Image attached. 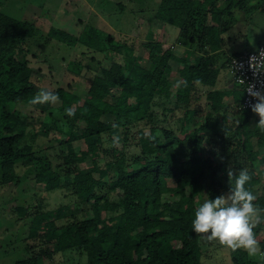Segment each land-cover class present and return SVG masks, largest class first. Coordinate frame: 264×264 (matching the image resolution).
Here are the masks:
<instances>
[{"label": "trees", "instance_id": "16d2710c", "mask_svg": "<svg viewBox=\"0 0 264 264\" xmlns=\"http://www.w3.org/2000/svg\"><path fill=\"white\" fill-rule=\"evenodd\" d=\"M253 1L202 0L199 6L196 0H159L152 21L158 29L177 24L171 46L150 30L136 47L81 24L77 45L110 62L121 58V80L97 72L83 92L72 83L57 86V105H30L41 90L32 82L34 69L25 52L13 56L0 45V186L20 185L21 173L32 170L26 179L44 188L41 195H59L52 207L41 198L16 205L28 235L16 241L22 240L23 252L10 254L16 257L9 264H58L56 257L62 263L72 253L76 264H202L191 221L204 198L228 192V168L249 169L246 187L264 210V165L255 167L264 159V132L251 127V110L240 108V87L219 83L241 53L225 56L224 34L245 30L249 37L259 14L247 15ZM21 23L0 11L5 28L15 31ZM32 28L29 38L39 34ZM61 34L49 28L44 43ZM139 70L155 78L148 97L133 91ZM55 112L62 114L58 130L45 121ZM114 136L118 146H112ZM188 199L195 203L181 204ZM263 229L264 223L254 230L261 249ZM226 251V264H264V257Z\"/></svg>", "mask_w": 264, "mask_h": 264}, {"label": "rangeland", "instance_id": "374dc122", "mask_svg": "<svg viewBox=\"0 0 264 264\" xmlns=\"http://www.w3.org/2000/svg\"><path fill=\"white\" fill-rule=\"evenodd\" d=\"M158 2L159 0H0V11L22 22L15 31L0 25V45L8 48V54L13 56H21L20 53L25 52L30 66L34 69L32 82L40 89L54 90L57 86L65 87L68 83H72L83 92L88 86L87 81L97 72L119 83L121 80L119 67L122 65V59L116 58L110 62L103 59L101 54L87 52L77 45L76 36L83 28L81 24L94 26L100 31L112 34L116 39L134 42L136 47L149 32L157 34L158 41L164 46H171L178 32V26L175 23H167L158 29L156 21H152ZM201 2L202 0H196L195 4L200 6ZM118 3L123 5L122 9L119 8ZM252 5L247 15H253L255 10L259 14L253 17L254 25L250 28L249 37L247 31H244L243 35L232 33L229 41L230 39L233 41L227 42L225 49L232 42H244L246 45L242 46L241 50H252L257 44L264 42V0H254ZM33 26L38 27L39 34L29 38ZM51 27L60 29L62 34L57 39L48 37V43H44L47 31ZM225 49L223 48L222 52ZM232 53L224 52L226 57ZM4 55L5 50L0 48V60ZM173 68L175 69L176 66L174 65ZM198 75L199 72L196 73V76ZM135 78L137 86L133 91L148 97L155 78L141 70L137 72ZM105 109L111 111L112 107L106 105ZM61 116L62 114L55 112L52 116H47L45 121L58 130L63 121ZM255 119L251 122L252 128L256 127ZM12 125L15 127L17 124L14 121ZM38 139L36 149H39L43 140L41 137ZM87 149L90 152L94 150L92 146ZM47 154L51 157L52 152L47 150ZM263 165L264 159L255 162L256 168H261ZM29 173L32 174L33 171L24 170L21 173L20 185L0 186V264L12 262L16 256L10 254L19 253L24 245L22 240L16 241L19 237L23 239L28 235V227L23 221L16 219V205L26 206L34 203L35 199L41 198L42 201L49 202V207H52L59 200V195L55 192L49 193L48 196L41 195L42 192L39 191L44 188L35 181L27 180ZM37 180L41 181V176L37 177ZM44 185L49 188L51 182H45ZM193 203L195 202L190 199L181 201V204ZM195 237L203 254L202 264L227 263L225 249L214 242L209 244ZM260 238H264V229ZM132 246H137V243H133ZM257 257L261 258L259 255ZM55 261L58 264H76L77 256L74 253L67 254L64 258L65 262L61 263L58 257Z\"/></svg>", "mask_w": 264, "mask_h": 264}, {"label": "clouds", "instance_id": "9594fccd", "mask_svg": "<svg viewBox=\"0 0 264 264\" xmlns=\"http://www.w3.org/2000/svg\"><path fill=\"white\" fill-rule=\"evenodd\" d=\"M248 69L252 71L254 77L264 74V51L249 58ZM238 81L244 84L243 79ZM195 83L201 84V81L197 79ZM176 86L179 87V82ZM245 91L255 101L250 102L249 107L251 112L259 117L256 127L264 132V83L261 88H257L255 84H248ZM58 102L59 96L54 91L41 89L29 103L31 106H37L54 105ZM65 111L69 117L74 115L72 109ZM119 142L120 137L114 136L112 146H118ZM226 174L230 186L228 192L215 199L205 200L195 209L191 221L192 231L202 241L209 244L214 242L225 250L231 252L243 250L249 256L264 257V249H261L254 231L264 223V210L255 204L256 195L246 187L252 175L248 168H242L238 173L228 168Z\"/></svg>", "mask_w": 264, "mask_h": 264}, {"label": "built area", "instance_id": "2783aa9c", "mask_svg": "<svg viewBox=\"0 0 264 264\" xmlns=\"http://www.w3.org/2000/svg\"><path fill=\"white\" fill-rule=\"evenodd\" d=\"M260 51H264V43L257 46L253 50L243 51L236 57L231 59L228 69L231 75L233 83L240 87L242 93V100L240 108L243 110H250L249 103H255V101L249 97L245 88L248 84H255L257 88H261L264 83V74H260L258 77H254L252 71L248 69V60L251 56L257 55ZM243 65L241 68L240 66ZM238 79H243L244 84L240 83Z\"/></svg>", "mask_w": 264, "mask_h": 264}, {"label": "crops", "instance_id": "0c3cea01", "mask_svg": "<svg viewBox=\"0 0 264 264\" xmlns=\"http://www.w3.org/2000/svg\"><path fill=\"white\" fill-rule=\"evenodd\" d=\"M232 33H236V32L234 30H231L230 32L224 34V36L228 38L227 39L228 40L227 42H229V43L231 41H233L231 39L229 41V37L231 36ZM242 33H244V32H242ZM242 33H237V34H242ZM262 43H264V42H261V43L257 44V46L260 45V44H262ZM244 45H246V43H244V42H238V43L237 42H232L229 45V47H226V49L224 47V49H225L224 52H225V54H230L231 52H233V53H240L242 51H247V50H241L242 49V46H244ZM257 46L255 48H257ZM229 76H231L230 73H229V69L226 68V70L221 74V79H219L220 85L221 86H224L225 88H228V89H230L232 87V78H229ZM257 117L258 116L254 115V118L259 119V117L258 118Z\"/></svg>", "mask_w": 264, "mask_h": 264}]
</instances>
